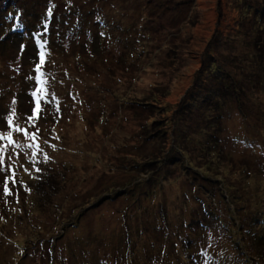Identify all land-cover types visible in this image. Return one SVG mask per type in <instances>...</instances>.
<instances>
[{"label":"rangeland","instance_id":"obj_1","mask_svg":"<svg viewBox=\"0 0 264 264\" xmlns=\"http://www.w3.org/2000/svg\"><path fill=\"white\" fill-rule=\"evenodd\" d=\"M25 1L0 0V70L17 76L0 97V264H176L177 250L211 264L259 258L233 249L224 226L226 205L236 217L264 201V87L247 98L250 64L238 62L264 0ZM86 7L97 13L85 23ZM235 59L239 90L222 106L208 96L218 74L208 66L232 72ZM146 100L163 109L138 105ZM152 120L166 131L157 142L144 135ZM197 198L226 220L187 253L172 234L187 235Z\"/></svg>","mask_w":264,"mask_h":264},{"label":"trees","instance_id":"obj_2","mask_svg":"<svg viewBox=\"0 0 264 264\" xmlns=\"http://www.w3.org/2000/svg\"><path fill=\"white\" fill-rule=\"evenodd\" d=\"M95 1H97V0H95ZM87 5H89V4H87ZM22 6H26L27 10H30V8H31L27 4V0L22 3ZM74 12H77V11H74ZM67 13H68V17L71 19L70 15L73 12L68 11ZM96 13H97L96 9H91L90 7H86L85 10L83 11V13H81L79 15L82 19V22L86 23L90 20V18H87V17L91 16L92 19L94 20ZM245 16L247 17V14ZM251 16H253V15H251ZM30 17H32V15ZM246 17H245V19H246ZM248 22H249V26L251 27L250 28L251 32L248 35H250V39L252 42H250V41L247 42L244 40V44L248 43L253 48L249 46V52L244 50L241 53L243 55V57L238 60L239 63L245 62V63L250 64V66H249L250 71L249 72L247 71L246 75L243 78V79H245L246 84L242 85L243 91L245 92V96L247 98H249V94L251 93V86L252 87L257 86L261 79H262V81H261L262 87H264V82H263V77H264V9L258 10L256 12V15L253 16L252 18H250L248 20ZM240 27L243 29L247 28V26H243L241 24H240ZM94 29H93V32H94ZM33 37H35L36 40L39 39L38 34H34ZM241 41H242L241 44H243V40H241ZM217 43H221V40L218 39ZM101 44H102L101 37L100 38L97 37V38H95V40H93L92 50L94 51V53L97 54V56H96L97 60L100 58H103L102 53H100V51H102V49H100V47L102 46ZM22 49H26V48L23 47ZM42 49L43 48H41L40 50H42ZM249 54H252V55H249ZM40 55H41V57H44L43 54L40 53ZM257 55L259 56V60H258V62H254V64H253V60L251 59V57L257 58L258 57ZM236 57L240 58V55L237 52L234 53L233 56H228L227 58H236ZM227 58H225V59H227ZM85 59H87V57H85ZM90 59H91V54H90V57L88 58V60H90ZM236 59L233 62L235 65V68L232 70V72H229L227 70L229 68L231 71L230 66L228 68L222 66V64H221L222 61L219 62L217 60H212L208 66L207 71L209 73H215V74L218 73L217 76H214V82H212V84H209L210 88H208V92H210V94H208V96L211 97V95H213L214 97L212 98V100H217V102H216L217 104H218V101H221L222 106L225 105L226 101L235 100L234 99L235 94L239 90V88L237 87L238 82H235V76L240 78L239 74L241 71L244 70V67H243V65L239 64L236 61ZM248 59H251V61ZM236 63H238L239 65H237ZM256 65H259V68H256ZM236 66H239V67L237 68ZM5 67L7 68L6 71L0 70V97L6 96L9 92H11L13 90V86H15V84L12 86L11 82H15V80L17 78L15 69L11 70L10 66L7 67V65ZM34 71H35L36 76H35V81L32 84H34L35 93L40 91V93L38 94V99H37L39 102L44 97L45 91L43 92V95L41 92L44 89V87L46 86V84L41 81L44 77V76H40L41 68L38 69V66L35 65ZM7 72H9V73H7ZM37 72H38V76H37ZM234 85H235V88H234L235 94L234 93L230 94L228 89L233 87ZM210 100H211V98H210ZM34 101L36 102V100H34ZM146 101L147 102H144V103H138V105H142L146 108H153V109H155L154 107H156L158 105L162 108L161 104L158 101L157 102L159 104L155 101H154V103L149 101V100H146ZM208 101H209V99H208ZM214 108H217V107L214 106ZM247 119L249 121L250 119H252V116L249 115L247 117ZM157 124H159L158 121L152 120L150 122V124L149 123L147 124L150 127L151 126L154 127L152 132H150L149 129H146L144 131V135L147 134V136H145V137H147L149 139L155 138L154 140L156 142L158 140H160V136H159L160 132H163V135H165V133H166V131H164V128L156 127ZM147 125H146V128H148ZM204 129L206 130V131H204L205 133H209L207 128H204ZM213 136L216 138V135H213ZM208 151H210V149ZM179 154H181L180 151H179ZM182 159H183V157H181V158L177 157V158H173V160H170V162L172 161V163L174 165H178L177 164L178 161H182ZM189 161L192 165L193 162L191 160H189ZM164 163H167V159L162 161V164H164ZM181 163H183V161ZM261 163L262 162L260 161V164ZM191 165L188 164V166H191ZM213 198L214 197H212L210 195L207 197V199L209 201L212 200ZM103 199H107V197H105ZM263 199H264V197H263ZM197 202H199L201 204L202 209H200L198 207L199 211L196 210L195 214L192 213L191 219L189 220V223H188L190 230L187 233V235H183V231L182 232L178 231V232L172 234L177 239V248L175 247V249H178V247L180 246L186 252H187V250H188V252H190V251L194 252L195 243H197L200 239H202V237H203L202 234L204 232V229H206L205 227L208 228L209 223H211V222H213L215 224V226H220V224L221 223L223 224V222L226 220V219L224 220V218H223L224 216H222L221 212H220V214H217L214 211L210 210L209 204H207L208 207L205 206V204H204L205 200H203L202 198L201 199L197 198ZM256 206L258 207L257 211L251 210V211L247 212L246 214L244 212V210H246V208H244V206H242V205H240V207L238 206L237 207V216L235 217V215L233 214L234 210L232 211L230 209V205H226V208L229 210V214H227V215L229 217H231L233 224L230 225V222H228L229 224L227 223V225L224 226V229L227 232L226 236L228 237L230 242L233 243V245H232L233 249L235 248L240 254H242V253L246 254V253H249L250 248L252 247V248H255L259 252V255H260L259 258L252 257L253 259L246 257V256L241 257L240 262L236 261L232 264H252L251 262H253V264H264V201L258 200V202H256ZM75 220L77 221V218ZM168 221L169 220L164 218V217H162V220L160 219V222L158 225V229H160V230H157V238H158L159 232H161V235H162L166 231V228L165 227L162 228L161 226L163 223H165V224L168 223ZM235 221L238 222L237 226L234 223ZM222 224H221V226H222ZM161 237H163V236H161ZM236 238H238V240H239L238 242H236ZM176 253H178V254L174 253V261H177L176 264H186L187 260H189V262L191 264H211V260H210L211 256H208V255H197V254H193L190 252L187 254V257H184L186 254H183V253L180 254L178 252V250ZM228 258H230V256H228ZM258 259H262L263 262L258 261ZM256 261H258V262H256Z\"/></svg>","mask_w":264,"mask_h":264}]
</instances>
